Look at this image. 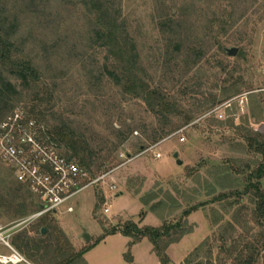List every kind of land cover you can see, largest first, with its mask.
<instances>
[{
  "label": "rangeland",
  "instance_id": "obj_1",
  "mask_svg": "<svg viewBox=\"0 0 264 264\" xmlns=\"http://www.w3.org/2000/svg\"><path fill=\"white\" fill-rule=\"evenodd\" d=\"M112 1L119 23L135 46L141 75L181 110L167 124L104 75L103 67L108 64L105 49L93 39L87 12L75 6L76 0H0L9 22L17 19L14 43L34 59L41 75L38 88L22 93L13 109L26 112L44 130L68 125L85 139L94 155L90 177L104 176L71 200V213L61 208L26 223L41 210L40 203L0 160V228L8 244L30 264H56L95 244L113 228L157 229L175 223L194 205L225 193L243 192L263 162L247 139L250 133H257L264 142V93L256 92L264 88L260 73L264 1ZM231 13L235 19L243 15L232 30ZM237 47L243 49L244 60L237 58ZM231 49H237L234 57L228 55ZM236 82L241 83L238 95L227 99L225 91ZM46 92L51 94L49 102L44 98ZM36 94L43 100L41 105L32 102ZM34 105L42 119L28 113ZM256 105L260 115L252 118L251 108ZM256 125L262 126L255 130ZM160 130L165 131L163 139L151 146L147 137ZM259 186L264 193V178ZM234 201L240 203L230 208ZM254 207L251 195L234 196L191 213L183 223L186 233L166 249L167 264H183L207 240L215 257L218 237L230 235L224 234L222 223L233 222L235 215L234 236L248 230L245 236L256 235L260 228L253 224ZM105 208L109 213H104ZM41 219L52 222L64 235L53 236L59 239L62 257L51 259L43 248L27 252L14 246V239L22 237L44 244L47 237L42 236L47 230L42 229L43 234L35 231ZM214 219L219 220L216 226L211 224ZM9 254L0 244V255ZM72 264L161 263L147 238L134 241L118 232L103 237ZM258 264L264 261L260 259Z\"/></svg>",
  "mask_w": 264,
  "mask_h": 264
},
{
  "label": "trees",
  "instance_id": "obj_2",
  "mask_svg": "<svg viewBox=\"0 0 264 264\" xmlns=\"http://www.w3.org/2000/svg\"><path fill=\"white\" fill-rule=\"evenodd\" d=\"M264 1V0H262ZM251 6L254 2L251 1ZM75 6H81L87 12L89 17V25L93 39L98 41L102 48L105 49L106 59L108 64L103 67L104 75L114 84L120 88L124 95L131 96L134 99L141 100L147 110L155 117L161 119L166 124L171 117H178L181 114V110L175 101L169 99L163 90L151 87L146 81V78L141 75V72L137 67L138 56L135 50V46L132 44L124 26L119 23V13L115 9L112 0H76ZM255 13L254 15H256ZM235 13H231V30L242 19L243 15H239L235 19ZM16 18L12 23L9 22L8 16L5 12V6L0 3V122L6 117L8 113L13 110L14 101L18 100L24 92H29L38 88L41 82V75L39 73L38 65L28 55L23 54L22 48L14 43V37L16 35L18 26L16 25ZM256 23V21H255ZM247 25V24H245ZM181 48V45L176 46L177 52ZM238 48V47H237ZM239 49L237 58L240 60L245 59L243 49ZM221 50V47H220ZM190 54H195L194 51L189 50ZM198 57V54H197ZM199 60V59H198ZM240 83V82H239ZM236 82L231 85V89L226 92L227 99L238 95V86L241 85ZM39 93V91H38ZM46 102L51 100V94L48 92L43 93ZM36 94L32 102L43 103V100L38 98ZM41 105V104H40ZM28 113L43 118V114L38 112L36 105L30 107ZM251 117L259 118L260 107L255 106L251 108ZM191 119L186 118L189 122ZM45 135L48 140L54 143L61 154L69 160L74 161L82 170L86 171L91 176V166L93 164L94 155L89 150V146L85 139L76 134L68 125L61 124L55 126L50 130H45ZM165 135L164 130L153 131L148 138L150 145H156L163 139ZM123 134H119L118 138H123ZM263 139L257 133H250L248 140V146L254 151V153L262 157V163L249 177L250 183L244 188L241 193H225L218 197L199 203L186 209L182 212L181 218L172 224H164L160 228H145L137 229L133 225H124L122 228H113L103 237L107 235H113L115 233H121L126 237H131L134 241H138L142 238H147L153 247V252L159 259L161 264H167L168 259L166 257V249L180 240V238L186 233L183 227L185 219L193 212L198 211L201 208H205L207 205L214 203H220L221 201H227L234 196L243 198L244 196L251 195L255 202L253 211V224L260 228V232L251 238L248 236L250 230L245 232V235L239 234L234 236L235 225L234 220L237 221L238 215H235L233 222H225L223 225L224 234H230L227 237L221 235L216 241L219 242L217 247L216 256H213V245L210 241H204L200 247L194 250L184 260L183 264H214L216 261L218 264H258L260 259L264 261V193L261 192L259 182L264 178V142ZM146 148L141 147V150ZM254 180V183L251 182ZM152 196V195H151ZM150 196L151 201H155V196ZM144 199V197L142 198ZM102 203L99 200V203ZM240 201H234L230 203L229 207L238 205ZM157 204V203H156ZM99 207V206H97ZM52 222L47 219H41L39 225H37L35 231L40 234L42 229L51 230L48 235L47 231L42 237H47V241L43 242H29L27 238L22 237L15 238L13 244L15 247L25 251H38L43 248L44 254L50 255L51 259L56 255L63 256V249L59 247V239L53 237L54 234H59L62 237L64 235L60 233L56 227L52 226ZM211 224L214 226L219 224L218 219H214ZM102 237V238H103ZM102 238L98 239L95 244L87 246L77 253H71L64 255V259L56 264H72L81 259L84 253L93 248ZM41 244L42 247H41ZM28 255V254H27ZM30 258L34 255L29 256ZM50 262V260H49Z\"/></svg>",
  "mask_w": 264,
  "mask_h": 264
},
{
  "label": "built area",
  "instance_id": "obj_3",
  "mask_svg": "<svg viewBox=\"0 0 264 264\" xmlns=\"http://www.w3.org/2000/svg\"><path fill=\"white\" fill-rule=\"evenodd\" d=\"M260 73L264 78V63ZM256 92L264 93V88ZM260 126L256 125L255 130ZM155 158H160V155L156 154ZM0 160L40 203L41 210L26 220V223L45 214H55L61 208L71 213V200L104 178H91L74 161L64 157L57 146L48 140L44 128L29 119L26 112L19 108L13 109L0 122ZM108 211V208L104 209V213ZM3 236L0 228V244L10 254L0 255V264L24 263L25 259L13 250Z\"/></svg>",
  "mask_w": 264,
  "mask_h": 264
},
{
  "label": "water",
  "instance_id": "obj_4",
  "mask_svg": "<svg viewBox=\"0 0 264 264\" xmlns=\"http://www.w3.org/2000/svg\"><path fill=\"white\" fill-rule=\"evenodd\" d=\"M236 53H237V49H231V50L228 51V55L231 56V57H234V56L236 55ZM173 158H174V159H177V154H174V155H173ZM176 163H177V165H181V162H180V161H177ZM44 232H45V231L42 230V231H41V234H43ZM84 238L87 239V240L89 239L88 236H84Z\"/></svg>",
  "mask_w": 264,
  "mask_h": 264
},
{
  "label": "crops",
  "instance_id": "obj_5",
  "mask_svg": "<svg viewBox=\"0 0 264 264\" xmlns=\"http://www.w3.org/2000/svg\"><path fill=\"white\" fill-rule=\"evenodd\" d=\"M108 213H109V211H108ZM37 220H38V219H37ZM35 221H36V220H35ZM32 222H33V221H32ZM12 240H13V239H12ZM25 263H26V264H30V263H29V262H27L26 260H25Z\"/></svg>",
  "mask_w": 264,
  "mask_h": 264
}]
</instances>
